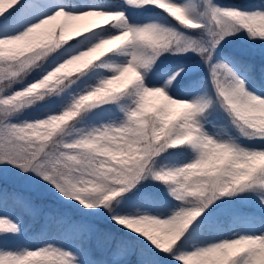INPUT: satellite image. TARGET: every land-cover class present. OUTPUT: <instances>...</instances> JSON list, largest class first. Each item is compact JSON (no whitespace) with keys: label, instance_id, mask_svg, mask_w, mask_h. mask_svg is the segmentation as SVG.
<instances>
[{"label":"snow or ice","instance_id":"obj_1","mask_svg":"<svg viewBox=\"0 0 264 264\" xmlns=\"http://www.w3.org/2000/svg\"><path fill=\"white\" fill-rule=\"evenodd\" d=\"M0 264H264V0H0Z\"/></svg>","mask_w":264,"mask_h":264},{"label":"rangeland","instance_id":"obj_2","mask_svg":"<svg viewBox=\"0 0 264 264\" xmlns=\"http://www.w3.org/2000/svg\"><path fill=\"white\" fill-rule=\"evenodd\" d=\"M159 101H151V103H158Z\"/></svg>","mask_w":264,"mask_h":264}]
</instances>
